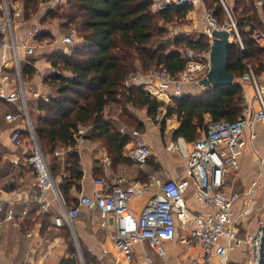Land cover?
I'll use <instances>...</instances> for the list:
<instances>
[{
	"label": "crops",
	"instance_id": "obj_1",
	"mask_svg": "<svg viewBox=\"0 0 264 264\" xmlns=\"http://www.w3.org/2000/svg\"><path fill=\"white\" fill-rule=\"evenodd\" d=\"M232 2L233 0H225L224 4H226L228 12V7H231ZM56 3L58 4L57 0H51L48 5L38 9L35 16L27 19L24 16L23 8L20 7V0L13 3L8 1L13 23V36L18 48L20 75L14 71H9V80L0 87V93L8 96L22 86L27 115L32 129L30 114L38 115L37 100L43 99L46 101L53 93L52 86L46 79L48 72L53 71V68L46 55L52 53L60 44L65 45L62 43L63 36L60 38L55 36L56 30L59 28L55 19L52 21V23L54 22L53 25L41 23L45 12L53 8ZM197 3L200 4L201 1H194L192 3L194 9L186 15V19L189 20L191 26L190 29L195 34L192 37L193 40H197L200 35L204 34V12L197 9ZM258 12L262 19L261 29H264V7L262 3L258 6ZM179 29L182 35L191 36V31H187L186 27L183 26ZM42 31L51 34L54 42L50 44L49 39L45 37L42 40H36L35 36ZM177 31L179 32V30ZM230 41L234 42L231 37ZM28 48H32L33 55L27 53L26 49ZM8 56V52L4 53L0 56V62ZM42 60L47 63L41 64L44 63ZM26 65H30L33 72L31 74L26 73L23 77L21 68ZM263 70L257 73L259 77L262 75ZM238 79L234 77L233 81L238 83ZM183 92V97L190 96L197 105L201 106L212 105L216 100L215 89H205L199 85L185 84L183 85ZM154 97L162 103L159 111L166 115L167 109L172 108L170 97L162 93H155ZM124 108L133 117L130 122H128L126 115L122 117ZM256 108V103H253L250 110L243 113L242 107L239 116L243 114L252 119ZM8 114L14 115L15 120L7 121L5 116ZM103 115L105 121L110 122L119 130L128 131L129 135L132 129L142 131L146 142L152 148V155L145 165L138 167L130 159L132 139L122 152L127 161L121 162L113 160L101 142L79 138L76 151L82 175L80 180L69 187L66 193L67 196H64L63 202L66 207L73 206L80 195L93 196L97 187L93 185L92 181L97 177H104L106 180L111 181L115 177L123 175L126 183H123L122 187H126L129 183L139 187L150 176H155L162 181L186 177L185 156L194 140H187L183 136H174V131L180 125L175 114L169 115L172 118L170 123L165 121L155 122L153 118L147 116L145 109H135L129 105L121 106L111 103L104 108ZM209 120L210 116L205 114L204 121L208 122ZM27 125L26 117L20 111L19 103H10L0 97V188L6 192L2 201L9 204L16 215H20L24 209L28 213L35 210L30 222L25 223L26 216L18 227L11 224L0 226V242L3 248L4 245H8L7 243H11L12 245L8 247V250L9 253L15 251L14 256H16L19 249H24L27 258L25 261H21V264H79L77 253L73 255L75 257L73 258L65 241V235L69 234L74 241L75 250L78 248L82 251V247H86L87 251L103 264H133L126 261L112 244V221L109 219L105 222V226H101L102 218L97 209L87 210L81 208L78 217L72 219V228L68 226L56 227L50 214L40 212L38 204L31 200V196L38 192V189L31 185L35 176L34 172L23 165L14 166L11 162L16 157L22 160L32 152V143L29 141ZM14 129H19L23 135L24 142L21 147H16L11 141V133ZM25 130L28 134H24ZM80 130L85 133L87 128L81 126ZM204 134L205 132L198 130L196 139L201 138ZM250 135L254 136L253 139L250 138ZM244 138L246 145L238 159L237 169H227L224 176L225 186L230 191L238 193V199L232 207V212L240 237L248 232L255 231L258 228L259 220L264 217V122H253L251 127L245 129ZM169 142L176 143L178 151L167 150L166 145ZM57 150H62L64 154L61 157L53 155V158L63 164L66 151H69V149ZM105 156L111 160V165L107 169H103L101 166V159ZM46 157L49 163V157ZM63 173L64 170L61 169L52 174L57 187L62 182ZM14 193L18 195L16 196ZM44 197L50 201L54 200L51 191L45 192ZM147 199L146 194L133 197L129 202L131 212L134 215L139 214ZM185 204L191 214H206L214 211V209H204L196 201L192 192L186 195ZM42 217L46 218L45 224L41 221ZM30 232L32 235L28 236L27 234ZM180 234L181 231L178 230L176 238L164 243L163 255L155 253L146 242L135 245L133 249L134 260H141L144 253L155 264H189L193 257L199 255L200 250L197 245L190 248L181 245L178 241ZM11 253L9 257L12 256ZM14 256L8 257L11 264H15L14 260L16 258ZM230 260L231 264H239L245 261L249 264L248 253L243 249H232Z\"/></svg>",
	"mask_w": 264,
	"mask_h": 264
},
{
	"label": "built area",
	"instance_id": "obj_2",
	"mask_svg": "<svg viewBox=\"0 0 264 264\" xmlns=\"http://www.w3.org/2000/svg\"><path fill=\"white\" fill-rule=\"evenodd\" d=\"M194 1L196 0H153L150 10L154 14H159L169 7H181ZM223 6L227 14V19L223 22H220L213 12H204V35L210 38L212 31L225 30L230 34L232 41L237 42L243 50L237 24L225 4ZM173 34L170 32L169 36ZM73 35L74 32L64 36L62 43L72 44ZM251 38L258 47L264 48V29H255ZM209 49L201 54L195 53L192 49L183 50L182 54L187 62L185 70L177 76H172L162 67L152 68L146 73L136 71L127 76L125 86L142 85L143 90L153 96L155 93L166 94L170 97V106L175 108L177 102L184 96L183 85H198L199 80L208 71ZM26 50L29 55H33L32 48ZM6 52L9 56L0 62V87L9 80V71L20 75L10 6L8 0H0V56ZM42 62L44 63L41 64L47 63L45 60ZM238 84L241 88L243 113L250 110L253 103L257 105L253 118L249 119L242 114L234 121L210 122L204 136L194 140L190 145L185 156L186 177L184 178L162 181L150 176L139 187L130 183L122 187V184L126 183L123 175L111 181L97 177L92 181L97 187L93 196L80 195L73 206L66 207L53 179L47 157L41 151L30 125L22 86L8 96L0 93V97L7 102L19 103L20 111L23 112L28 123L29 141L32 143V152L29 155L22 160L16 157L11 162L14 166L23 165L34 172L31 185L36 187L38 192L31 196V200L38 204L41 213L51 215L54 226L72 228V219L78 217L81 208L97 209L102 218L101 226H105V222L111 219L112 244L129 263L155 264L144 253L141 260H134V246L146 242L155 253L163 255L164 243L176 238L180 230L179 243L187 248L197 245L200 250L199 255L193 257L189 264H230V253L234 248L243 249L248 253L249 264H264V217L259 220L255 231L240 237L232 212L238 193L230 191L224 184L227 169L235 170L238 167V159L246 145L245 129L251 127L253 122H264V70L259 77L253 67L246 64ZM5 118L7 121L15 120V116L11 114L6 115ZM153 119L155 122L166 123L172 120L170 116L160 111ZM82 133L83 130H80L79 134ZM130 136L132 139L130 159L138 167H142L152 155V148L139 129H132ZM253 137L250 135L251 139ZM11 141L16 147L23 145L24 138L19 129L12 131ZM166 149L175 152L178 151V146L169 142ZM63 154L62 150L54 152L55 157H61ZM110 165L109 157H102V168L107 169ZM47 191L53 193L54 200L50 201L44 197ZM189 192L193 193L196 201L204 209H214V211L206 214H191L185 204V197ZM5 193L0 188V226L11 224L18 227L27 211L24 209L20 215H16L13 208L2 201ZM140 194H146L148 199L141 212L134 215L129 202ZM14 195L18 194L14 193ZM27 235L31 236L32 233ZM76 253L79 264H84L78 248Z\"/></svg>",
	"mask_w": 264,
	"mask_h": 264
},
{
	"label": "trees",
	"instance_id": "obj_3",
	"mask_svg": "<svg viewBox=\"0 0 264 264\" xmlns=\"http://www.w3.org/2000/svg\"><path fill=\"white\" fill-rule=\"evenodd\" d=\"M20 1L28 19L37 14L39 5L51 0ZM57 1L58 4L45 12L41 23L50 25L55 19L66 33L64 36L74 32L73 43L57 47L46 55L53 68L46 76L53 93L46 101L37 100L39 113L37 116L30 114V117L37 143L49 157L51 173L64 170L58 185L63 200L69 187L82 175L76 151L79 138L101 142L113 160L127 161L122 152L131 136L128 131L120 132L104 120L103 110L108 104L145 109L150 118H154L162 106L143 90L142 85L125 86L127 76L158 67L177 76L185 70L187 62L182 51L192 49L197 54L204 53L211 40L204 34L197 40L181 33L169 37L174 19L184 18L190 11L189 4L154 14L150 10L153 0H64V5L60 4L62 0ZM204 2L207 8L212 4L220 6L219 0ZM260 3L264 7V0H233L232 6L228 7L243 45L241 50L238 43L233 42L229 48L228 71L235 78L243 74L246 64H250L256 73L264 69V48L258 47L251 38L252 32L262 27L258 12ZM43 37L54 41L47 32L35 36L38 41ZM32 72L30 65L21 68L23 77ZM240 89L236 82L215 89L216 100L212 105H197L192 97H183L175 108L166 111L167 116L175 114L180 123L174 136L195 140L198 130L206 133L210 122L236 120L242 112ZM205 114L210 116L208 122L204 121ZM124 115L128 122L133 118L125 108L122 117ZM81 126L87 131L79 135ZM24 134H28L26 130ZM57 149H69L63 164L53 158ZM34 212L27 211L25 223L30 222ZM41 221L45 224L46 218L42 217ZM72 250L75 254V249ZM82 257L85 264H94L85 260L83 252Z\"/></svg>",
	"mask_w": 264,
	"mask_h": 264
},
{
	"label": "rangeland",
	"instance_id": "obj_4",
	"mask_svg": "<svg viewBox=\"0 0 264 264\" xmlns=\"http://www.w3.org/2000/svg\"><path fill=\"white\" fill-rule=\"evenodd\" d=\"M201 1V3L200 4H196L197 5V9L198 10H202V12H205V11H211V12H213L214 14H215V16L218 18V20L220 21V22H223V21H225L226 19H227V17H226V14H225V8H224V6H223V4L225 3L223 0H219V4H220V6H217V5H213L212 3H210V4H212L211 5V8H207V5L205 4V2H204V0H200ZM211 0H208V2H210ZM223 3V4H222ZM20 7L22 8V6H23V4H22V1H20ZM49 3H45V4H41V5H39V9L40 8H43L45 5H48ZM57 4V3H56ZM55 4V5H56ZM60 4H63L64 5V0H62L61 1V3ZM54 5V6H55ZM226 5V4H225ZM232 6V5H231ZM189 8H190V11L191 10H193L194 9V7H193V4H189V6H188ZM196 8V7H195ZM54 23V22H53ZM53 23H52V25H53ZM57 23V22H56ZM57 25H58V23H57ZM186 27L188 30L187 31H191V33L193 32L191 29H190V23H189V20H187L186 19V16L184 17V18H175L174 19V25L173 26H170V32H173L174 34L172 35V36H174L175 34H180V29L179 28H181V27ZM177 30H179V32L177 31ZM169 32V33H170ZM190 33V35H191V37H193L195 34H191ZM64 34H66V33H64L63 32V30L62 29H60V28H58L57 30H56V34H55V36H56V38H60L61 36H63L64 37ZM197 35V34H196ZM172 36H171V38H172ZM170 37V36H169ZM54 42V41H53ZM53 42H50V44L51 43H53ZM61 46H63V45H61L60 44V46H58V47H61ZM262 61H264V57L262 58ZM0 241H1V239H0ZM65 241L67 242V244H68V247H69V251L70 250H72V248H73V250L75 249V245H74V241H73V239H72V236L71 235H65ZM8 245H4V248H3V245H2V243L0 242V264H11V262L8 260V257H9V255H10V253H9V250H8V247L9 246H11L12 244L11 243H7ZM72 247V248H71ZM6 248V250H4ZM72 250V251H73ZM71 252V251H70ZM82 252H83V255H84V258H85V260L89 263V261H91L90 263H92L93 261V263L94 264H103V263H101V261H99V260H96V258L95 257H93L92 255H91V253L89 252V251H87V249H86V247H82ZM74 252H71V254H72V257L73 258H75L73 255ZM75 253H76V250H75ZM14 254H15V251H13L12 253H11V255L12 256H14ZM12 256H10L9 258H11ZM16 259L14 260L15 262V264H21V261H25L26 260V258H27V255H26V252H25V250L24 249H19V251L17 252V254H16V256H14ZM230 264H231V260H230ZM239 264H247V262L245 261V262H241V263H239Z\"/></svg>",
	"mask_w": 264,
	"mask_h": 264
},
{
	"label": "water",
	"instance_id": "obj_5",
	"mask_svg": "<svg viewBox=\"0 0 264 264\" xmlns=\"http://www.w3.org/2000/svg\"><path fill=\"white\" fill-rule=\"evenodd\" d=\"M209 69L198 85L205 89L226 88L235 84L234 76L228 71L230 34L225 30H215L210 34Z\"/></svg>",
	"mask_w": 264,
	"mask_h": 264
}]
</instances>
